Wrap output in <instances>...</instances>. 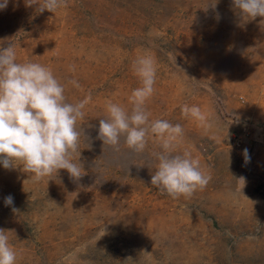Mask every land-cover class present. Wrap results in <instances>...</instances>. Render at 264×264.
Instances as JSON below:
<instances>
[{"label": "rangeland", "instance_id": "1", "mask_svg": "<svg viewBox=\"0 0 264 264\" xmlns=\"http://www.w3.org/2000/svg\"><path fill=\"white\" fill-rule=\"evenodd\" d=\"M36 7L9 0L0 47L12 44L17 63L50 68L68 102L91 94L73 154L86 174L73 181L60 170L35 180L0 165V229L15 264H264V18H243L232 0ZM144 54L157 69L150 120L180 124L176 150L191 153L210 177L191 196L151 185L152 153L161 151L154 137L142 154L123 137L119 151L96 138L106 101L130 111L140 85L133 61ZM185 105L205 119L184 116Z\"/></svg>", "mask_w": 264, "mask_h": 264}, {"label": "clouds", "instance_id": "2", "mask_svg": "<svg viewBox=\"0 0 264 264\" xmlns=\"http://www.w3.org/2000/svg\"><path fill=\"white\" fill-rule=\"evenodd\" d=\"M8 2L0 0V10L6 9ZM232 4L243 18H264V0H232ZM33 5L37 6V13L45 10L54 13L65 6V0H25L26 7ZM133 71L140 85L129 97L130 111L111 100L106 101L107 116L99 119L96 138L103 146L119 151L123 137L128 149L142 154L149 137H154L161 151L152 153L158 163L151 185L173 198L191 196L197 189L202 190L210 177L191 153L176 150V142L183 135L180 124L164 119L150 120L146 102L155 91L154 58L147 54L137 57ZM68 83L80 87L76 80ZM91 99L89 93L76 103L68 102L65 85L50 68L33 62L17 63L12 44L0 47V165L6 170L23 169L35 180L66 170L73 181H79L86 173L80 159L79 163L73 161V154L78 152L80 136L84 135L81 127L85 123L84 109ZM181 111L184 116L205 119L198 106L185 105ZM244 152L247 154V149ZM78 155L80 158V151ZM5 203L11 204L12 197L5 198ZM5 233L0 229V264H15L17 254Z\"/></svg>", "mask_w": 264, "mask_h": 264}]
</instances>
